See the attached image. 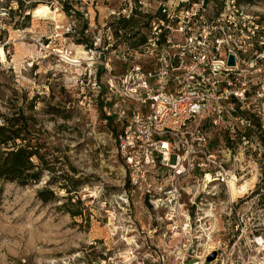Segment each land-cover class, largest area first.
<instances>
[{
  "label": "rangeland",
  "instance_id": "1",
  "mask_svg": "<svg viewBox=\"0 0 264 264\" xmlns=\"http://www.w3.org/2000/svg\"><path fill=\"white\" fill-rule=\"evenodd\" d=\"M194 1L154 0L147 10L139 0H0V112L33 116L24 133L29 148L37 144L49 159L31 158L30 172H42L26 185L0 179V264H193L192 256L208 253V237L222 241L219 253L264 251L257 245L264 239V131L257 121L247 130L253 158L236 165L239 183L232 176L230 186H200L192 207L186 196L192 227L131 192L116 152L123 121L109 117L105 103L114 112L135 102L109 90L107 66L120 78L134 63L146 64L131 43L150 32L163 13L159 4ZM237 3L264 25V0ZM208 7L212 16L231 12L227 0ZM133 16L136 24L122 28ZM207 256L210 264L217 251Z\"/></svg>",
  "mask_w": 264,
  "mask_h": 264
},
{
  "label": "built area",
  "instance_id": "2",
  "mask_svg": "<svg viewBox=\"0 0 264 264\" xmlns=\"http://www.w3.org/2000/svg\"><path fill=\"white\" fill-rule=\"evenodd\" d=\"M208 1L181 8L161 2L163 13L135 50L146 64L134 63L120 78L107 66L109 90L123 103L135 102L114 112L105 103L107 115L123 121L116 152L131 192L191 227L186 196L192 207L200 186H230L232 176L238 184L237 163L253 158L247 130L257 121L264 131V25L237 0H227L231 12L214 16ZM139 2L150 10L154 0ZM257 243L264 250L262 237ZM222 245L208 237V253L192 256L193 264H205L214 250L210 264H264V251L234 256L219 253Z\"/></svg>",
  "mask_w": 264,
  "mask_h": 264
},
{
  "label": "trees",
  "instance_id": "3",
  "mask_svg": "<svg viewBox=\"0 0 264 264\" xmlns=\"http://www.w3.org/2000/svg\"><path fill=\"white\" fill-rule=\"evenodd\" d=\"M258 0H237L241 4H253ZM73 8L69 6L66 9ZM79 14V11H76ZM135 13H138L137 11ZM136 18L122 19V28H131L136 24ZM147 39V36L143 35L137 41L132 42V47H139ZM88 41L87 39L85 40ZM103 68V66H102ZM33 119V116H25L23 113H19L17 116L9 118L5 114L0 112V179L6 181H16L21 185L28 184L31 179H39L42 171L30 172L32 168L31 158L34 155H39L42 163L47 164L46 154L39 153V147L37 144L36 150L30 149L25 132L28 129L27 120ZM43 165V164H42ZM43 196L44 194L41 193ZM44 199L48 197L44 196Z\"/></svg>",
  "mask_w": 264,
  "mask_h": 264
},
{
  "label": "bare ground",
  "instance_id": "4",
  "mask_svg": "<svg viewBox=\"0 0 264 264\" xmlns=\"http://www.w3.org/2000/svg\"><path fill=\"white\" fill-rule=\"evenodd\" d=\"M70 61H76L77 63L79 62L77 59H71ZM207 179L209 180V182L211 183L212 182V179L210 178V176L208 175L207 176Z\"/></svg>",
  "mask_w": 264,
  "mask_h": 264
},
{
  "label": "water",
  "instance_id": "5",
  "mask_svg": "<svg viewBox=\"0 0 264 264\" xmlns=\"http://www.w3.org/2000/svg\"><path fill=\"white\" fill-rule=\"evenodd\" d=\"M230 57H231V59H230V63H231V64H234V62H235V57H233L232 55H231Z\"/></svg>",
  "mask_w": 264,
  "mask_h": 264
}]
</instances>
